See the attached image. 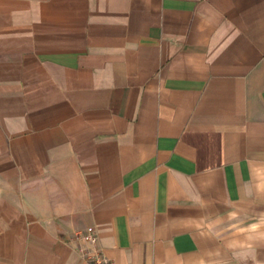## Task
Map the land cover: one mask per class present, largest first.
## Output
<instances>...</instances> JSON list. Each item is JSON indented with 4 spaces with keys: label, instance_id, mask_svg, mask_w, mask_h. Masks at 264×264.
<instances>
[{
    "label": "crops",
    "instance_id": "crops-1",
    "mask_svg": "<svg viewBox=\"0 0 264 264\" xmlns=\"http://www.w3.org/2000/svg\"><path fill=\"white\" fill-rule=\"evenodd\" d=\"M264 264V0H0V264Z\"/></svg>",
    "mask_w": 264,
    "mask_h": 264
},
{
    "label": "built area",
    "instance_id": "built-area-1",
    "mask_svg": "<svg viewBox=\"0 0 264 264\" xmlns=\"http://www.w3.org/2000/svg\"><path fill=\"white\" fill-rule=\"evenodd\" d=\"M79 238L88 246L81 249L87 264H113L99 246V238L93 227H87L79 234Z\"/></svg>",
    "mask_w": 264,
    "mask_h": 264
}]
</instances>
